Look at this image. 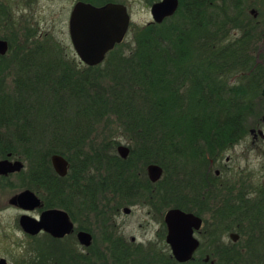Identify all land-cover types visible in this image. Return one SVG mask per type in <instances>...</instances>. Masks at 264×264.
Masks as SVG:
<instances>
[{"label":"trees","instance_id":"trees-1","mask_svg":"<svg viewBox=\"0 0 264 264\" xmlns=\"http://www.w3.org/2000/svg\"><path fill=\"white\" fill-rule=\"evenodd\" d=\"M108 1L118 2L102 4ZM235 1L179 0L173 15L133 26L131 38L93 66L68 56L57 42L34 41L33 32L17 42L3 37L9 51L0 55V158L10 153L25 160L23 185L47 205L73 216L72 202L97 210L95 200L106 189L90 178L82 183L78 173L87 160L83 156H89L86 150L95 148L90 139L113 122L129 153L126 158L96 154L95 161L107 170L104 180L119 199L108 209L116 214L122 205L147 199L161 212L168 206L200 212L189 195L204 194L210 160L221 157L243 133L244 116L252 109L246 91L223 85L220 70L223 55L234 49L228 31ZM53 153L69 163L64 177L51 165ZM148 163L163 168L161 181H148ZM153 186L159 189L152 192ZM208 198L201 203L215 201ZM216 208L210 245L216 241L214 231L229 230L236 220ZM228 256L221 264H239L235 252ZM65 262H74L73 255L66 254Z\"/></svg>","mask_w":264,"mask_h":264},{"label":"flooded vegetation","instance_id":"flooded-vegetation-1","mask_svg":"<svg viewBox=\"0 0 264 264\" xmlns=\"http://www.w3.org/2000/svg\"><path fill=\"white\" fill-rule=\"evenodd\" d=\"M77 1L79 0L75 2ZM233 18L234 32L231 39L234 49L229 51L231 54L226 52L228 55H223L220 62L222 81L223 85L234 88L237 91H246L243 94L252 109L244 116L247 125L246 129L226 151L238 149L242 153H247L249 151L264 150V0H236ZM3 39L7 40L6 38ZM8 51L7 49L4 54L0 55H5ZM79 61L81 60L79 59ZM221 157L215 161L210 160L206 168V174L210 175V179L208 177L204 178L206 183L204 194L200 198L190 194L188 201L201 204L202 200L205 201L210 197L218 202V207H220L218 213L221 216L236 219L233 227L223 232L214 231L215 235L213 236L216 241H214L213 245H210L211 232L208 225H204L203 210L198 212L196 209L189 210L178 206H168L161 212L156 209L157 206L154 203H150L149 214L154 219L158 218L161 225L155 231L154 237H149L145 242L137 241L134 236H130L127 242L124 240L122 243L111 242L107 253L103 252L109 263L112 264L113 261H116V264H123L124 260L129 257L131 263L134 262V264H171L172 261L180 264H221L226 257L230 258L228 255H230L232 250L235 252L240 264H250L249 260L252 264L264 262V241L255 242L253 241L254 237H252L256 226L258 229H263L262 232H264V179L254 183L253 172L247 166H237V168L233 167L232 169L228 163L233 156L225 155L224 162ZM68 169L69 163L67 171ZM19 172L10 173L5 178ZM223 175L226 177L223 178ZM161 178L155 182L148 178V181L155 184L161 181ZM27 189L32 190L38 196L41 206L32 210H24L7 202L8 205L18 209L19 213L15 218V223L22 231L23 229L19 223L22 214L39 219L41 212L50 208L65 210L73 224V230L61 237L53 236L44 230H40L35 234L23 231L26 238V246L23 242L20 243L25 246V253L27 254L21 255L20 264H24V262L37 264L39 261L44 264H65L66 254L73 255L74 262L71 264H94L97 252L91 226L85 224L84 220H80L79 215L73 216L63 207L47 205L36 191L31 188ZM149 189L154 192L159 188L153 186ZM209 191L214 193L209 195ZM124 207L129 206L122 205L117 211L121 209L125 213L123 211ZM170 208H179L185 212H191L202 220L201 226L198 229H193V236L197 239L198 246L192 253L191 258L186 261H178L166 241L167 226L164 222V215ZM76 212L74 214H77ZM89 222L92 223L91 219H89ZM256 223H259V225ZM79 231H85L90 234L91 238L88 245L80 243L78 239ZM226 234L230 239L229 243H224L223 241ZM160 245L163 249L158 247ZM209 246L213 247L212 250ZM156 247L161 250L157 251L158 248ZM255 251L260 252L256 259L254 258ZM0 258H4L7 261L5 257L0 256Z\"/></svg>","mask_w":264,"mask_h":264},{"label":"rangeland","instance_id":"rangeland-1","mask_svg":"<svg viewBox=\"0 0 264 264\" xmlns=\"http://www.w3.org/2000/svg\"><path fill=\"white\" fill-rule=\"evenodd\" d=\"M75 1L76 0H0V37H9L12 40L16 39L17 42L19 41L18 39L22 40L24 38V34L33 32L34 41L38 40L41 42L46 39L66 46L67 55L74 57L77 61L78 57L71 44L68 30L69 14ZM119 1L127 6L130 15L129 28L124 37V41H127L131 38V29L133 26L143 25L152 21L150 5L153 2L149 4L148 0H118V2ZM102 2H104V0H94V5H101ZM231 15H233V13ZM228 32L230 34L228 37L231 38L234 32V26L229 28ZM7 82L9 84L11 82L9 77H7ZM109 126L110 128L106 129L104 133H101V131L97 132L90 139L92 140L90 143L93 144V146L95 145V148L86 150L89 156L83 157L87 158V162H81L80 165H83V171L78 173L82 183H84V180L87 178H90L95 187L98 188L100 185L106 189L103 190L100 196L98 195L97 200H95L98 204V209L89 211L86 207L87 203L82 202V204H79L77 202H72V211L74 213L79 211L76 212L77 214L75 215H79L80 220H84L85 224L91 226L94 235L95 250L97 252L94 264H110L104 253H107L111 242L122 243L123 240L127 242L130 236H134L137 241L145 242L149 237L153 238L155 231L161 226L160 220L158 218L154 219L152 215L149 214L151 202L147 199L128 204L127 206L130 207V212L128 214L123 213L121 209L114 214L108 209L107 205L115 204L119 199L113 194V184L104 180L107 170L101 168L100 163L98 164L95 161L96 154L98 152V158L101 156L109 157V155L112 154L119 156L117 152L118 145L123 144L129 148L128 142L125 137L122 136L116 123L111 122ZM106 134L107 137L104 139L103 137ZM90 140H88V142ZM227 154L233 156L232 160L228 163L231 165L232 169L233 167L237 168V166H247L253 172L252 178L254 183L263 181L264 150L249 151L247 153H242L238 149L229 150L222 155L221 158L223 162ZM22 161L24 163V168L21 174L10 175L0 181V256L5 257L9 264H20L19 260L21 255L27 254L25 253V235L15 223V218L19 211L17 208L7 204V199L11 194L26 188L23 184L26 183L25 181L28 179L26 175L28 166L25 160ZM180 177L183 178L182 176ZM222 177L224 178L226 176L223 175ZM22 179H25V181L23 182ZM198 206L203 210L202 217L204 219V225H208L209 228V225L211 226L212 223L215 222V217L218 215L216 213L218 202L208 201V203L197 204V207ZM89 219H91L92 223L89 222ZM256 224L259 225V223ZM262 230L263 229H258L256 226L252 236L254 237L253 241H264V232H262ZM118 238L120 239L116 240ZM223 241L224 243L230 242L227 234L224 236ZM20 242H23L25 246L21 245ZM158 247L162 248L161 245ZM160 248H158L157 251L161 250ZM209 248L212 250L213 247L209 246ZM255 252L254 258L256 259L260 252ZM230 254H234V251L232 250ZM235 258L238 260L237 256H235ZM248 262L252 264L250 260ZM112 264H116V261H113ZM123 264H134V262L131 263L130 258L127 257ZM259 264H264V262Z\"/></svg>","mask_w":264,"mask_h":264},{"label":"water","instance_id":"water-1","mask_svg":"<svg viewBox=\"0 0 264 264\" xmlns=\"http://www.w3.org/2000/svg\"><path fill=\"white\" fill-rule=\"evenodd\" d=\"M179 0H158L150 5L152 22H161L166 17L175 13ZM130 24V15L127 6L121 2L108 1L101 5L90 2L77 1L73 5L68 19L69 37L73 49L79 59L86 65L101 63L108 51L124 40ZM8 49L7 40L0 38V54ZM117 152L121 158H126L129 148L120 144ZM11 154L0 158V175L19 172L24 163L19 158L11 159ZM50 162L54 171L59 176L66 175L68 161L58 153L50 156ZM148 178L155 182L161 178L163 168L157 163H149L146 166ZM7 202L24 210H32L41 206L38 196L30 189H22L10 196ZM123 211L129 213L130 208L124 207ZM167 226L166 241L169 243L174 257L182 262L191 258L198 246V241L193 236V229L201 226V218L191 212H185L179 208H170L164 215ZM19 223L23 231L35 234L44 230L53 236L61 237L73 230V224L67 212L63 209L50 208L43 210L36 219L27 214H22ZM90 234L85 231L78 232L81 244L90 243ZM0 264H8L4 258H0Z\"/></svg>","mask_w":264,"mask_h":264}]
</instances>
